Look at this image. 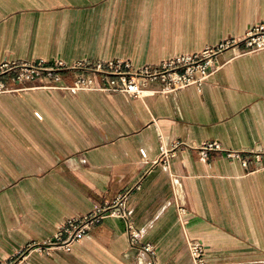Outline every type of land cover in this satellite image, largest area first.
<instances>
[{"label":"crops","instance_id":"0c3cea01","mask_svg":"<svg viewBox=\"0 0 264 264\" xmlns=\"http://www.w3.org/2000/svg\"><path fill=\"white\" fill-rule=\"evenodd\" d=\"M260 21L264 0H0V61L156 65ZM217 62L200 86L167 93L153 81L142 96L39 82L0 94V262L138 185L126 210L157 264H191L187 239L210 264H264V49L229 48ZM179 141L240 158L177 147L158 159ZM44 253L26 264H143L112 214Z\"/></svg>","mask_w":264,"mask_h":264},{"label":"built area","instance_id":"2783aa9c","mask_svg":"<svg viewBox=\"0 0 264 264\" xmlns=\"http://www.w3.org/2000/svg\"><path fill=\"white\" fill-rule=\"evenodd\" d=\"M229 48H235L239 52L264 49V21L251 24L241 38H229L215 46H207L195 53L168 58L156 65L134 67L131 62L124 59L92 63L82 60L72 63L63 60L46 61L42 58L23 61L3 60L0 61V94L19 92L27 89L28 83L39 82L41 87L69 93L99 89L129 96H142L147 85L153 81H159L161 83L159 91L167 93L191 84L200 86L219 68L218 55ZM66 75H71L70 81L64 80ZM177 147H190L204 159L208 158L211 151L223 150L216 141L200 146L179 141L173 143L170 149L163 150L158 159L166 158L167 154L175 151ZM223 151H226L227 156L240 158L239 152ZM262 154L264 155V149ZM259 156L261 154H255V157ZM136 187L138 185L120 193L110 204L96 208L91 213L66 218L59 225L53 238L43 243L30 244L15 254H22L28 249L48 252L52 247L69 250L74 242L84 236L91 225L98 222L102 216L112 214L125 221L129 245L139 250L143 264H157L154 245L140 240L141 232L132 224L126 210L127 197ZM184 211L183 207L178 206L179 214ZM187 247L191 264H210L205 258V246L201 241L187 239ZM25 257L26 255H23V258ZM0 264H6V260L1 261Z\"/></svg>","mask_w":264,"mask_h":264},{"label":"rangeland","instance_id":"374dc122","mask_svg":"<svg viewBox=\"0 0 264 264\" xmlns=\"http://www.w3.org/2000/svg\"><path fill=\"white\" fill-rule=\"evenodd\" d=\"M19 92H22L19 91ZM19 92H14V93H2V94H18ZM33 254H45L44 252L42 251H31L30 249L24 251L22 254H15V255H12L10 258H8L6 260V264H26L27 262H29L31 256ZM23 255H26L25 258H23ZM22 260V261H20Z\"/></svg>","mask_w":264,"mask_h":264}]
</instances>
